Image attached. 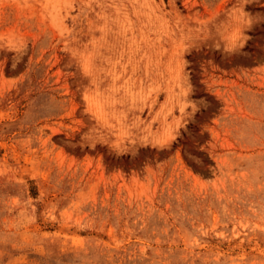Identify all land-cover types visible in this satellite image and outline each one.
Instances as JSON below:
<instances>
[{
  "label": "rangeland",
  "instance_id": "1",
  "mask_svg": "<svg viewBox=\"0 0 264 264\" xmlns=\"http://www.w3.org/2000/svg\"><path fill=\"white\" fill-rule=\"evenodd\" d=\"M0 264H264V0H0Z\"/></svg>",
  "mask_w": 264,
  "mask_h": 264
}]
</instances>
